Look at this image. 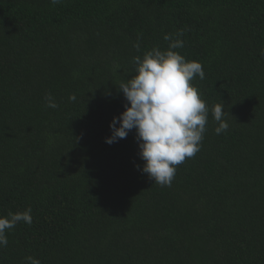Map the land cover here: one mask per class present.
<instances>
[{"label":"trees","instance_id":"16d2710c","mask_svg":"<svg viewBox=\"0 0 264 264\" xmlns=\"http://www.w3.org/2000/svg\"><path fill=\"white\" fill-rule=\"evenodd\" d=\"M178 33L210 111L169 187L134 129L105 138L132 58ZM29 207L0 264H264V0H0V216Z\"/></svg>","mask_w":264,"mask_h":264},{"label":"clouds","instance_id":"9594fccd","mask_svg":"<svg viewBox=\"0 0 264 264\" xmlns=\"http://www.w3.org/2000/svg\"><path fill=\"white\" fill-rule=\"evenodd\" d=\"M61 0H50L55 5ZM178 33L177 38L166 34L167 50L152 48L132 58L135 75L123 80L118 88L126 104L124 111L113 117L109 124L110 136L105 143L111 145L127 137L135 130L138 157L143 161L142 173L160 186H171L176 166L186 158L193 157L199 150L208 122L209 108L199 90L191 81L198 76L204 79L201 63L188 61L174 49L184 46ZM140 52V44L133 45ZM46 107L56 109L58 104L49 93L45 95ZM75 101V95H69ZM214 129L217 135L226 132L229 125L225 105L220 102L211 108ZM118 125V126H117ZM32 209L0 216V248L7 247V231L18 223L32 224ZM26 264H41L40 260L27 256Z\"/></svg>","mask_w":264,"mask_h":264}]
</instances>
